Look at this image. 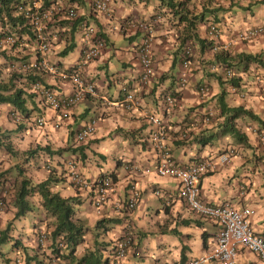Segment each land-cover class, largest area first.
<instances>
[{"label": "crops", "instance_id": "crops-1", "mask_svg": "<svg viewBox=\"0 0 264 264\" xmlns=\"http://www.w3.org/2000/svg\"><path fill=\"white\" fill-rule=\"evenodd\" d=\"M164 1L167 2L114 0L111 17H105L101 13L90 17L87 0H79L81 20L61 21L57 40L52 43L47 57L60 61L63 68L70 67L79 57L84 43V34L79 23L85 18L90 20L105 38V47L100 57L91 60L84 68L86 76L92 78L96 84L95 93L89 94L71 107L68 118L62 121L59 128H53L51 125L55 112L41 105L42 113L48 120L47 124L43 127L31 126L24 117L21 120L25 124L24 130L19 131L15 127L11 134L16 149L23 150L27 146L34 148L37 143L42 146L49 144L50 150L54 151L63 148L61 152L41 151L40 160L35 158V162L31 157L26 172L32 174L33 180L39 181L46 177L49 170L46 165H50L51 173L59 177L54 189L62 195L75 198L76 215L87 225V233L84 236L86 240L77 245V248L91 246L94 249L99 246L105 255L109 243L121 236L127 221L131 222L135 234L134 244L119 264H185L187 258L205 253L216 243L219 227L216 218L191 209L177 194L176 178L155 173L153 165L156 153L150 144L151 126L146 113L161 112V90L177 85L181 66H172L171 63L184 24H188L187 16L201 14L202 11V15L216 16L214 20L219 22L221 29V36L216 41L217 46H221L244 27L264 20V0H183L174 12L170 9L168 11ZM180 12L186 14L184 19L187 20L178 22ZM156 13L160 15L154 23L153 55L156 61V77L150 85L144 86L139 80L141 66L136 47L142 31L134 22L152 19V15ZM171 19L177 31L175 36L169 34L168 20ZM187 29L190 34L195 33L197 36L190 38L193 54L189 81L181 90L178 105L169 119L170 136H174L173 141L169 140L171 151L175 160L181 163H188L202 155L212 156L215 168L203 173L198 180L199 199L210 205L230 201L238 207H253L255 212L251 216V225L254 232L264 236V169L259 163L264 151L259 146L258 138L249 131V126L264 127V99L259 97V91L264 87V34L246 41L236 40L230 49H221L218 53L209 46L206 23L198 21L194 27L188 25ZM120 41H124L122 46H118ZM64 48L68 49V54L63 52ZM244 53L257 54L259 59L248 60L243 57ZM70 54L73 58H70ZM214 61L236 64V80L243 89V95L232 93L227 88L228 81L225 77L210 70L209 64ZM174 68H177L175 72ZM47 79L59 94L72 91L73 87L68 78L48 76ZM202 80L209 84L211 90L209 97L204 99V104L195 89ZM122 85L134 93L139 100L137 105L125 106L122 101ZM206 106L213 107L214 116L210 123L199 128L193 123V118L199 117L198 113ZM233 106L251 112H237L231 120L238 128L239 135L235 131H227L223 126L225 117L232 113ZM32 107L36 111L32 112L34 118L41 112L38 108L40 104L36 106L34 103ZM3 109L7 112L9 105H0V126L12 129L13 122L6 113L2 115ZM90 119H95V129L85 142L86 147L82 149L73 136L75 131ZM184 130H189L186 138H178L179 133ZM109 141L114 143V147L109 145ZM105 147H111L109 153ZM230 147L235 148L230 160L220 163L217 160L218 152ZM2 149L1 147L0 169H6L13 161L8 158L9 152ZM72 156L78 160L82 173L90 179L105 171L114 172L116 189L109 195L99 213L90 203L93 192L88 188L76 189L70 184L69 178L65 177L66 173H61L62 168L66 169L64 162ZM127 163H134L136 167L126 168ZM147 167H150V171H146ZM130 183L140 190L141 197L133 209H117L116 201L122 202L129 195ZM159 186L164 195H171L170 202H165L161 196L154 193L153 189ZM13 209L11 205L0 211L1 223L4 224L13 216ZM92 211L97 215L95 230L88 225L91 223L88 217ZM98 220L103 221L96 226ZM31 221L33 220L27 217L15 219L21 233V241L16 245H11L10 241L11 249L20 247L28 254L36 255L34 259L39 258L42 253L49 255V247H43L38 252L31 244ZM103 240L109 243L99 245ZM97 241L99 243L94 246ZM80 252L76 250L77 255ZM9 254L10 252L7 255ZM204 264H218V261L210 260ZM233 264L263 263L255 253L238 246Z\"/></svg>", "mask_w": 264, "mask_h": 264}, {"label": "trees", "instance_id": "trees-1", "mask_svg": "<svg viewBox=\"0 0 264 264\" xmlns=\"http://www.w3.org/2000/svg\"><path fill=\"white\" fill-rule=\"evenodd\" d=\"M13 1L14 0H0V37L12 36L13 40L11 42H13L14 45H25L26 53L24 55H36L39 53L36 44L39 42L40 38L37 35V32L34 25L32 24L29 15L26 13V11H15V7H13L12 5ZM73 1L78 0H44L43 5L55 7L61 4L70 5ZM182 2L183 0L177 1V3L172 2V0H168L167 4L171 9H173L175 5L180 6ZM31 7H29L28 9H30ZM172 11L174 12V10ZM202 13L204 14L203 11ZM202 13L200 15L190 16L188 24L194 27V24L198 21L205 22L204 15H202ZM185 16L186 14L180 12L179 21L187 20L184 19ZM172 20L173 19L168 21V23L170 24L168 29L170 30L169 34L175 36L177 34V31H175L174 29V24L171 22ZM58 21L59 20L56 19L55 16H53L51 21H49L45 26H42L41 33L44 36V40L47 39L46 43L53 37L55 33L59 32L56 31L57 28H59ZM188 24L185 22L181 37L179 38V45L176 48L175 54L173 52L174 56L171 63L172 66H179L181 56H178V52L179 49L184 45L185 41L192 36H197L196 34H190V31L187 29ZM140 38L138 40H140ZM51 45L52 43L48 44L50 48ZM140 45V47L143 46V44ZM2 46L3 44H0V57L11 58L12 62L7 64L5 60L0 61V105H9V109L11 110H8V118H12V113L15 109V111H17L21 116L23 115L25 119H28L29 123H31L29 125L34 126V124H36L34 118H32L34 107H28V99L32 100L35 94L29 89V87H26V85L28 86L30 81H35L37 77L33 79L34 74H32L31 72L23 73L22 71H17V68L13 66V63L20 62L22 58L17 56L14 57L12 55L9 56L8 49L11 47L2 48ZM64 49L63 52L66 53L68 49ZM184 56L185 55L182 54V57ZM257 56L258 55H254L251 53L243 54V57L248 60H254L257 58ZM150 60L153 61L152 58ZM50 61L55 62L54 60ZM6 65L8 67H11L10 71H5ZM176 70L177 68H174V72ZM155 75H152V77H148L147 83L151 84L156 77ZM172 77L174 81V74L172 75ZM236 81L237 80L235 78L234 83ZM45 85L49 86V83H45ZM60 95L63 96L65 95V93ZM87 96L88 94H85L84 98H86ZM220 101L222 102V98L220 99ZM38 108L39 112L41 111L40 113H42L41 105ZM231 110L232 113L228 114L225 117L223 126L226 127L227 131H235L239 135L238 128L231 120L235 117V113L237 112L243 111L249 114L251 112L249 110H244L239 106H233L231 107ZM262 122L264 123V121ZM10 132L11 129L3 128L0 126V148L2 147L3 151L6 149L10 154L8 158L12 159L13 161L9 168L0 170V198L6 199L7 207L12 205L14 208L13 216L9 218L10 220L8 221L6 227L0 232V246H3L6 241H12L13 244L19 243L21 241V238L19 237L21 233L18 231V226L15 223V219L21 220L27 217L33 220L31 221V244L33 245V247H35L36 251L38 252L42 250L43 245L39 241V237L40 232L44 231L46 235L44 240H46L47 242L45 244V247H49L51 249V253L49 255L43 254L42 256H39V258L35 257V264H45L49 260H52L51 255L53 254V252L57 251H61L63 259L68 260L74 264H107V258H103L101 250L96 246V244L99 243L98 241L94 244V246H96L94 249H92L91 246H86L83 254L81 256L77 255L75 248L76 245L84 239V236L87 233V225L84 220L80 218V216L76 215L77 208L75 206V198L72 196L62 195L60 191L54 189V185L59 180V177L51 173L52 169L50 168V166L48 168L49 170L46 177L39 181L33 180L32 174H27L28 167L23 166V163L25 162L27 164L28 160L30 161L31 157L34 159V162L35 158L37 161L40 160L41 151H49V153L55 151L61 152L63 148H58L54 151L50 150L51 147L49 146V144L42 146L37 143L34 148L31 146H27L23 150H20L21 148L16 149L10 145V142L8 140H6V138L9 137ZM85 142L86 141L79 144L82 149L86 147ZM17 153H21L24 155L21 163L19 160H14L15 156L18 155ZM65 172L66 169L62 168L61 173L65 174ZM103 174H106V171L103 172L102 175ZM107 174L115 177L113 171H109ZM80 176L86 184L84 185L83 189H86L88 187L89 181L92 179L85 176V174L82 173L81 170ZM65 177L67 178V176ZM70 182L73 187L78 189V187L74 185L72 181ZM94 194L95 193L93 192L92 195ZM36 201L40 204V206H35ZM32 211L33 215L31 216L30 212ZM102 221L103 220H98L96 222V226H98V224H102ZM94 239L95 237L93 238V240ZM107 243V241H102L101 244L104 245ZM3 256V260H5L4 262H2L3 264H17L16 258H21L24 264H32V259H34V256L36 255H31L26 251H23L18 252L16 256H6V254H3Z\"/></svg>", "mask_w": 264, "mask_h": 264}, {"label": "clouds", "instance_id": "clouds-1", "mask_svg": "<svg viewBox=\"0 0 264 264\" xmlns=\"http://www.w3.org/2000/svg\"><path fill=\"white\" fill-rule=\"evenodd\" d=\"M82 1V0H81ZM90 1L91 0H87V3H88V5H89V12H90V17H92L94 14H98V13H93L92 12V10H91V5H90ZM113 1L114 0H112V2H111V4H110V6H111V9H112V3H113ZM168 1V0H167ZM182 1V0H181ZM219 1H221V0H217V2H219ZM223 1V0H222ZM172 2H174V1H172ZM43 3H44V0H14L13 1V7H15V11H26V13L29 15V17H30V19H31V21L33 20L32 19V15L30 14V12L31 11H34V10H38V11H40V12H45V11H47L48 9H52V12H51V14H50V16H49V18L48 19H44V20H42L41 21V23H42V26H45L49 21H51L52 20V18H53V16H55L56 17V19H58L59 21H58V25L61 23V21H76V20H79L80 18H81V15H80V12H79V7H78V5H79V0L78 1H73L72 2V4H70V5H67V4H61V5H63V7H66V8H69V7H74L76 10H77V16L76 17H74V18H69V17H67V16H65V15H63V12H60V11H58L57 10V7L59 6V5H57V6H55V7H53V6H44L43 5ZM175 3H177V2H175ZM183 3V2H182ZM164 4H166L167 5V7H168V11H169V9H170V11H172V10H174V9H177L178 8V6L177 5H175V6H177L176 8L174 7L173 9H171L170 7H169V5L167 4V2L166 1H164ZM19 5H22V7L21 8H19ZM32 6V7H31ZM29 7H31L30 9H28ZM173 12V11H172ZM202 13V12H201ZM113 15V10L111 11V16ZM193 15H200V14H193ZM193 15H190V16H193ZM41 16V15H40ZM105 17H107L106 15H104ZM111 16H109V17H111ZM190 16H187L188 18L190 17ZM199 17V16H198ZM160 18V15H159V13H156V14H153L152 15V19H149V20H139V21H136V22H134V25L135 26H137V27H140L139 29L142 31L141 32V36L140 37H144V35H145V31H144V27H143V25L144 24H147V25H149L150 27H151V35H152V38H151V43H150V49H149V58L151 59H153V61L151 60V63H152V70H151V73H150V75L148 76V77H152V75H155L156 74V61H155V58H154V55H153V42H154V38H155V28H154V23L158 20ZM214 18H216V16H210V17H208V16H206V15H204V19H205V22H204V24L206 23V37L208 38V40H209V46H210V48L214 51V52H220L221 51V49H225V50H228V49H230V47H231V44L232 43H234V41H236V40H238V41H246V40H249V39H253V38H255V37H257V36H259V35H262V34H264V20L263 21H260L259 23H257V24H250V25H248L247 27H244L242 30H240V31H238L236 34H234V36L233 37H231V38H229L226 42H223L222 43V45L221 46H217V44H216V41L220 38V36H221V29H220V24H219V22L218 21H216V20H214ZM179 19V18H178ZM81 20V19H80ZM169 21V20H168ZM133 22V21H132ZM178 22H181V21H178ZM203 22V21H202ZM83 23H87L88 24V26H92V28H93V31H94V35L96 36V37H101L102 39H103V41H104V45H103V47H102V49L105 47V38L96 30V28L94 27V25H93V23L90 21V20H88V19H84V20H82V21H80V23H79V25H80V28H81V32L84 34V37H83V47L81 48V52H80V55H79V57L77 58V60L70 66V67H68V68H63L62 66H60V61L58 62V61H55V62H51L50 61V59H48V57H47V54H48V52H49V50H50V47L48 46V44L49 43H53L55 40H57V37H58V33H55L56 31H60L59 30V28H57V30L54 32L55 34L53 35V37L50 39V40H48V42L46 43L47 44V46H46V49H45V51L42 53L39 49H38V43L36 44L37 46V49L39 50V53L38 54H33V55H35V56H33V55H27V57H22V60L20 61V62H18V63H16V62H14L13 63V66L14 67H16L17 68V71H22L23 73H28V72H31L32 74H34L33 75V79L35 78V77H37L36 78V80L35 81H37V80H39L41 83H43L44 85H45V83H49V81H48V76H51V77H59V78H63V77H61L60 75H57V74H51V73H49L47 70H45V69H43V68H41V67H38V66H30V67H28L27 69H25V70H23L21 67H20V65L22 64V63H30V62H32V61H34V60H38L39 58H41V57H43V58H46L51 64H53L58 70L59 69H61V70H67V71H70L73 67H75L76 65H77V63L79 62V60H80V57H81V54H82V52H83V50L85 49V47H87V46H89V44L90 43H92V39L94 38L93 36L92 37H85L86 36V30H85V28H84V26H83ZM32 24L34 25V23L32 22ZM174 24V23H173ZM189 25V24H188ZM212 25H215L216 26V28H217V32H216V34H214V35H212L211 33H210V27L212 26ZM189 27H192V26H190L189 25ZM189 30V29H188ZM245 32H248L249 34H250V36H248V37H245V38H243V37H241L240 36V34H243V33H245ZM195 34V33H194ZM101 35V36H100ZM4 36H1L0 37V39L1 38H3ZM143 37L142 38H140V40H138L137 41V44H136V47H137V55H138V59H139V62H140V66H141V73H140V76H139V80L141 81V84L142 85H144V86H146V85H150L149 83H147V80H148V78L144 81V79L142 78V76H143V73H144V71H145V69L143 68V64H142V61H141V59H140V44H143L142 43V40H143ZM194 37H196V36H194ZM15 39V38H14ZM47 40V39H46ZM46 40H44L45 42H46ZM191 39L189 38L188 40H186L185 41V43H184V45L179 49V51H180V53L178 52V56L180 57V64H179V66H181L180 67V69H179V71H178V82H177V85H175V86H173V88H170V89H165V90H161V93H160V95H161V99H160V103H161V105H162V111L161 112H156V111H151V112H148V113H146V117H147V120H148V123L150 124V126H151V129H150V133H149V139H150V141H151V143L150 144H152V147H153V149H154V151H155V153H156V161H155V164L153 165V169L155 170V173L156 174H158V175H162V176H169V177H173V179L174 178H176V183H177V188H178V196L180 197V198H182L183 200H184V202L191 208V209H193L194 211H196V212H199V213H201V214H209V215H211V216H214L215 218H216V220H217V217L214 215V214H212V213H209V212H207V211H201V210H198V209H196V208H194V207H192L191 205H190V203H188V201L181 195V193H180V190H181V186H182V184H181V178L179 177V175L178 174H176V173H172V172H169V171H166L165 173H161L160 172V170H159V167H160V164H161V161H162V151L161 150H159L158 149V147L155 145V142H154V140L152 139V133H153V130H154V124L151 122V120H150V115L151 114H154V115H157V116H159L160 118H161V120H162V128L165 130V133H164V136H163V138H162V142H163V145L165 146V148H166V150H167V152H168V155H169V159L171 160V166L174 168V169H185V168H187V167H189L191 164H193L194 162H197V161H199V160H202V159H205V158H208V159H211L212 161H213V158H212V156H201V157H196L195 159H193L192 161H190V162H188V163H181V162H178V161H176L175 160V158H174V155H173V153H172V151H171V147H170V142H169V140H174V136H170V126H169V119H170V117H171V115H172V112H173V110H174V108L178 105V100H179V97H180V93H181V90L187 85V83H188V81H189V73H190V71H191V66H190V64H191V57H192V54H193V47H192V44H191ZM0 44H2V43H0ZM17 45V44H16ZM12 46H14V43L13 42H9V43H6L5 45H3L2 46V48H9V47H12ZM140 47V48H139ZM11 48H9L8 49V51L10 50ZM102 49H101V51H102ZM187 49H189V52L188 53H186V50ZM101 51H100V53H99V55L97 56V57H95V58H93V59H91V60H94V59H97V58H99L100 57V54H101ZM176 51V50H175ZM175 51H173L174 52V54H175ZM222 52H224V50H222ZM182 54H184L185 56L184 57H182ZM244 54H250V53H244ZM254 55H257V54H254ZM184 59H187L188 60V65H187V67H185L184 65H183V61H184ZM256 59H259V56H257V58ZM90 60V61H91ZM251 60H253V59H251ZM90 61H88L87 63H86V65L90 62ZM217 65L218 66V68L217 69H212V65ZM86 65L82 68V70L80 71L81 72V74L84 76V78L88 81V82H90L92 85H93V89L91 90V91H87L86 92V94H93V93H95V88H96V84L92 81V78H90V77H88V76H86V74H85V70H84V68L86 67ZM235 65L236 64H233V63H229V64H225V62H217V61H214V62H211L210 64H209V68H210V70L212 71V72H215V73H221V75L222 76H224L225 77V80L226 81H228V84H227V88L232 92V93H238V94H240V95H243V89L240 87V85H238V81H236L235 83H234V81H235V78H236V75H235V72H236V67H235ZM231 69L232 70V73H231V75H227L226 74V72H225V70L226 69ZM30 70V71H29ZM84 70V71H83ZM32 78V77H31ZM183 78H185V81H183L182 79ZM65 79V78H64ZM233 79H234V81H233ZM70 80V79H69ZM117 80H118V78H117ZM147 84H146V83ZM30 83H31V81L29 82V84H28V86L26 85V87H29V89L32 91V89L30 88ZM72 85V84H71ZM200 86H206L207 87V91H206V93L205 94H201L200 93V91H199V88H200ZM49 87H51V88H54L53 87V85L51 84V83H49ZM73 87V86H72ZM264 87H261V89H260V91H259V97H261L262 99H264L261 95H260V93H261V90L263 89ZM28 89V88H27ZM55 89V88H54ZM195 89H196V91L198 92V95H199V97L201 98V101L203 102V104H204V99L206 98V97H209V95H210V93H211V90H210V87H209V84L207 83V82H205V81H201L199 84H197L196 85V87H195ZM56 90V89H55ZM71 90H73V88L71 89ZM30 91V92H31ZM58 91V90H57ZM177 91V92H176ZM33 92V91H32ZM121 92H122V95H123V98H122V101H124L125 102V106H127V107H129V106H131V105H137L138 104V99L135 97V95H134V93L130 90V89H128L127 88V86L125 87L124 85H122L121 86ZM35 95H34V97H33V100L35 101V105H38V103L40 104V105H43L44 106V108H46V106L42 103L43 101L39 98V97H37V95H36V93L35 92H33ZM69 94V93H68ZM129 94H131V97H129ZM170 94H172V95H174V97H176V102H175V104H174V106L172 107V109H171V111H168L167 110V101H165V98H166V96L167 95H170ZM65 95H67V94H65ZM160 98V97H159ZM84 99V97L80 100V101H82ZM79 101V102H80ZM79 102H77V103H79ZM76 103V104H77ZM76 104H74V105H76ZM3 105V104H2ZM73 105V106H74ZM43 106H42V108H43ZM73 106H71V107H73ZM71 107H70V109H71ZM70 109H69V112H70ZM8 110H11V109H8ZM8 110H7V116H9L8 115ZM13 112H16L18 115H19V117H18V119H15V117H14V114L12 113V118H9V120H14L15 122H19L18 120H22L23 118H24V116L22 115H20L17 111H15V109H14V111ZM69 112H68V116H69ZM39 115H44V113H40V114H38V115H36L35 117H34V120H35V123H36V117L37 116H39ZM68 116L67 117H65V118H62V120H60V123H59V125L58 126H54V124H53V120L51 121V125H52V127L53 128H59L61 125H62V121L64 120V119H66V118H68ZM168 116V117H167ZM198 116L199 117H195V118H193V123L197 126V127H201V125H207L208 123H210L211 122V119H212V116H214V111H213V107H204L199 113H198ZM206 117H208V118H206ZM46 118V117H45ZM54 119V118H53ZM48 123V120H47V118H46V123L45 124H47ZM18 124V123H17ZM44 124V125H45ZM87 124H90V125H92L93 126V128H92V130H91V132L88 134V135H86L83 139H79L78 138V132L85 126V125H87ZM43 125V126H44ZM34 126L36 127H43V126H38L37 124H34ZM250 127H254V126H249V128ZM256 127H259V128H264V127H262V126H256ZM94 129H95V119H90V120H88V121H86L85 123H83L76 131H75V133H74V136H73V139L75 140V142L76 143H78V144H80V143H82V142H84V141H88V139L91 137V135H92V133L94 132ZM249 131L251 132V130L249 129ZM189 133V130H184V131H181L180 133H179V135L177 136L178 138L179 137H182V138H186V136H187V134ZM252 133V132H251ZM253 134V133H252ZM256 136V135H255ZM230 148H233V151L231 152V153H233L234 152V147H230ZM226 149H229V148H225L224 150H222V151H220V152H218V154H217V160H218V156H219V154L220 153H222V152H224ZM231 153H230V158H231ZM10 155V154H9ZM18 155L19 156H21V157H23L24 155L23 154H21V153H18ZM18 157V156H17ZM264 156H261L260 157V165H261V167L264 169V167L262 166V164H261V160H262V158H263ZM24 158V157H23ZM15 161H20V163H21V161L23 160V159H18V160H16V157H15V159H14ZM78 160H76V158H72V157H70V158H68V159H66V161L64 162L65 163V168H66V176H67V178H69V181H72V183H74V185H76L77 187H78V189H80V188H83L84 187V185H86L85 183H84V180L81 178V176H80V169H79V165H78V162H77ZM219 161V160H218ZM73 163L74 164V167L72 168L71 167V164L70 163ZM220 162V161H219ZM228 162V161H227ZM221 163V162H220ZM224 163V162H223ZM30 164L29 163H23V166L24 167H28ZM49 166L50 165H46V168H49ZM126 168H128V167H131V168H133V167H136V165H134V163H127L126 165ZM170 166V167H171ZM215 168V165L212 167V168H209V169H206L205 171H203V172H201V174H199V176H198V178H197V194H196V198L199 200V202L201 203V204H203V205H205V206H208V207H214V206H218V205H221V204H223L224 202H226V201H223V202H220L219 204H213V205H210V204H206V203H203L200 199H199V197H198V191H199V187H198V180H199V177L203 174V173H206V171H211V170H213ZM0 170H3V169H0ZM146 171H150V167H147L146 168ZM109 171H106V174H103L102 175V173L100 174V175H98L96 178H92V180H90L89 181V183H88V189L90 190V191H92V192H94L95 194L94 195H92L91 196V199H90V203L92 204V206H93V208L95 209V211H97L98 213L100 212V210H101V208L103 207V205L107 202V200H108V197H109V195L111 194V193H113L114 191H115V189H116V186H117V181H116V177H114V176H112V175H110V174H107ZM14 174V173H13ZM75 174V175H74ZM80 178H79V177ZM105 177H110V178H112L113 180H114V187H113V189L112 190H110L109 191V193H108V195H107V197L105 198V200L102 202V204H101V206L100 207H96L95 206V204H94V199H95V196H96V193H97V191H96V188H97V185H98V183L101 181V180H103ZM77 178H79V180L77 179ZM130 193H129V195L122 201V202H120V201H116V205H115V207L117 208V209H120V208H124V209H133L136 205H137V203H138V201H139V199H140V197H141V193H140V190L139 189H137V187L135 186V184H131L130 183ZM86 188V189H87ZM244 187L242 186V189H243ZM153 191H154V193L156 194V195H159V196H161V198L165 201V202H170L171 201V195H168V194H163L162 193V191H161V187L159 186L158 188H154L153 189ZM137 193V194H135L136 195V197H135V200H134V202H133V204L132 205H130V200H131V198H132V196L134 195V193ZM227 202H230V201H227ZM233 206H236L235 204H233L232 202H230ZM40 204L39 203H37V201H36V205L35 206H39ZM33 206V205H32ZM243 206H248V205H242V206H240V207H243ZM236 207H238V206H236ZM248 207H250V206H248ZM7 208V206H6V199H3V198H0V211L1 210H5ZM253 208V207H252ZM254 209V208H253ZM254 212H255V209H254ZM254 212H253V214H254ZM252 214V215H253ZM251 215V216H252ZM251 216L249 217V221H250V224H251ZM10 219H8V220H6L5 222H4V224L3 223H1L2 221H1V219H0V232H1V230H3L5 227H6V225H7V223H8V221H9ZM217 222H218V220H217ZM219 223V222H218ZM3 226V227H2ZM252 226V225H251ZM252 229H253V227H252ZM219 230H220V224H219V227H218V232H217V236H218V233H219ZM256 233V232H255ZM257 234H259V233H257ZM42 235H44V236H42ZM127 235H129V236H131V240H130V242H129V244L126 246V248H125V251H124V254L122 255V256H120V257H116L115 256V245H116V242H118V241H120V240H122L125 236H127ZM45 232L44 231H41L40 232V237H39V241L41 242V244L43 245V247H45V244L47 243L46 242V240H44V238H45ZM134 238H135V234H134V231H133V228H132V225H131V222L130 221H127L126 223H125V225H124V228H123V233L121 234V236H119V237H117L115 240H113L112 242H110L109 243V241H107L108 243H109V245H108V247L106 248V253H105V255L103 254V258H107V264H119V262L123 259V258H125V256L130 252V249H131V247H132V245L134 244ZM104 241V240H103ZM10 243V242H9ZM81 243H83L82 242V240L77 244L78 246L81 244ZM102 242H100L99 243V245H102L101 244ZM16 244H18V243H16ZM16 244H14V245H16ZM11 245H13V242H12V244ZM77 245H76V250L77 251H81L79 254H78V256L80 255H82L83 254V251H84V249H85V247L83 248V249H79V248H77ZM217 245V240H216V243L213 245V247L211 248V249H209V250H207V251H205V253H202L201 255H196V256H191V257H189V258H187L186 259V261H185V264H187L188 263V261L190 260V259H194V258H198V257H200V256H202V255H204V254H206V253H208V252H210L215 246ZM98 247V249H100L99 248V246H97ZM243 248H245V247H243ZM0 249H1V251H2V253H1V251H0V262H4L5 260H3L4 259V256H3V254H6V256H16V254L18 253V252H23V249L22 248H20V247H17V248H15V249H11V247L9 248V250H6V249H4V246H0ZM247 249V248H246ZM104 250V249H103ZM249 250V249H248ZM251 251V250H250ZM8 252H10V254L9 255H7L8 254ZM101 252H102V250H101ZM237 252V251H236ZM253 252V251H252ZM103 253V252H102ZM253 253H255V252H253ZM256 255H257V253H255ZM43 255V253L42 254H40V256H42ZM235 256H236V254H235ZM259 258H260V260L262 261V263L264 264V260L259 256V255H257ZM20 260V262H21V264H24L23 263V261H22V259L21 258H16V263L18 264V261L17 260ZM51 259L52 260H49L48 262H46L45 264H74V263H72V262H70V261H68V260H65V259H63L62 258V255H61V251H57V252H53V254L51 255ZM210 260H217V259H215V258H211V259H206V260H203V262L201 263V264H204V263H206L207 261H210ZM32 261H33V263L32 264H35L36 263V261H35V259H32ZM31 261V262H32ZM218 261V260H217ZM234 261H235V257H234V260H233V262H232V264L234 263ZM115 262V263H114ZM218 264H219V262H218Z\"/></svg>", "mask_w": 264, "mask_h": 264}, {"label": "built area", "instance_id": "built-area-1", "mask_svg": "<svg viewBox=\"0 0 264 264\" xmlns=\"http://www.w3.org/2000/svg\"><path fill=\"white\" fill-rule=\"evenodd\" d=\"M112 0H91V10L93 13H101L107 17L111 16V4ZM22 5H19L21 8ZM57 10L63 12V15L74 18L77 16V10L74 7H63L59 5ZM52 9H48L45 12H40L38 10L31 11L32 22L34 23L35 30L38 37L40 38L38 42V49L43 53L46 49V42L44 41V36L41 33L42 23L44 19H48ZM41 15V16H40ZM83 26L86 30L85 37H94L92 43L89 46L85 47L83 50L80 60L75 67L70 71L57 69L53 64H51L46 58H39L30 63H22L20 67L25 70L30 66H38L47 70L51 74L60 75L63 78L70 79V83L73 86V90L67 94L61 96L57 90L49 86L44 85L39 80L33 81L30 83V88L33 92L36 93L46 107H49L55 112V118L53 119L54 126H58L60 120L68 116V112L71 106L79 102L86 94L87 91L93 89V85L88 82L84 76L81 74L82 68L86 65L88 61L97 57L104 45V41L101 37H96L92 26H88L87 23H83ZM144 31L146 32L142 43L143 46L140 48V59L145 69L142 78L144 81L148 78L152 70V63L149 58V49L152 35L151 27L147 24L143 25ZM217 28L215 25L210 27V33L212 35L216 34ZM241 37L245 38L250 36L248 32L240 34ZM13 40L12 36H5L0 39V43L5 45ZM189 52V49L186 50V53ZM183 65L187 67L188 60L184 59ZM217 65H212V69H217ZM226 74L229 76L232 73L231 69L225 70ZM185 81V78L182 79ZM199 91L201 94H205L207 91L206 86H200ZM260 95L264 98V88L261 90ZM131 97V94H129ZM167 101V110L171 111L172 107L176 102V97L170 94L165 98ZM15 119H18L19 115L16 112H13ZM208 118V117H206ZM150 120L154 124V130L152 133V139L155 142V145L159 150L162 151V161L159 167L161 173L166 171L176 173L181 178V195L190 203V205L198 210L207 211L214 214L217 217V220L220 224V230L217 236V245L208 253L194 259H190L187 264H201L203 260L215 258L218 260L219 264H232L237 247L243 246L259 255L264 260V236L257 234L252 229V226L249 221V217L253 214L254 209L252 207L243 206L236 207L233 206L230 202H224L221 205L208 207L199 202L196 198L197 194V178L201 172L206 169L212 168L214 163L211 159L205 158L194 162L189 167L185 169H174L171 166V160L169 159L168 152L163 145L162 138L164 136L165 130L162 128V120L159 116L151 114ZM46 123V118L44 115H39L36 117V124L38 126H43ZM93 126L90 124L85 125L79 132L78 138L83 139L88 135ZM251 132L256 135L259 141L260 148L264 151V128L259 127H250ZM233 151V148L226 149L224 152L220 153L218 160L223 163L230 160V153ZM71 167H74V164L71 162ZM261 164L264 167V157L261 160ZM171 166V167H170ZM75 175V174H74ZM79 177V176H78ZM80 178V177H79ZM79 178H77L79 180ZM114 187V180L110 177H105L101 180L96 188V196L94 199V204L96 207H100L102 202L107 197L110 190ZM136 192L131 198L130 205L133 204ZM44 236V235H42ZM131 236L127 235L122 240L116 242L115 245V256L120 257L124 254L126 246L129 244ZM18 264H21L18 259ZM115 263V262H114ZM67 264V263H66Z\"/></svg>", "mask_w": 264, "mask_h": 264}, {"label": "rangeland", "instance_id": "rangeland-1", "mask_svg": "<svg viewBox=\"0 0 264 264\" xmlns=\"http://www.w3.org/2000/svg\"><path fill=\"white\" fill-rule=\"evenodd\" d=\"M102 15H104V14H102ZM124 44V41H120V42H118V46H122ZM26 53V50H25V45L24 44H19V45H14V46H12L11 47V49L8 51V54H9V56H17V57H20V58H22V57H27V55H24ZM66 54H68V53H66ZM70 58H73V56L70 54ZM6 61V63L7 64H9V63H11L12 62V59L11 58H4V57H0V61ZM10 69H11V67H8L7 65H6V68H5V71L7 72V71H10ZM33 101V102H32ZM33 103H35V101L32 99H28V105H29V107H31L32 108V106H33ZM34 113L36 112L35 110L33 111ZM5 113H7L6 112V110H4L3 109V111H2V115H4ZM1 115V116H2ZM2 121V118H1V120H0V123H2L1 122ZM12 122H13V128L11 129V128H7V129H11V132L9 133V136H10V138H6V140H8L9 142H10V145L12 146V147H15L14 145H13V143H12V140H11V134H12V131H13V129L16 127V130H19V131H22V130H24V126H25V124H24V122H22L21 120H18L19 122H15L14 120H11ZM18 123V124H17ZM21 125V126H20ZM20 126V127H19ZM21 133V132H20ZM19 133V134H20ZM18 134V135H19ZM218 142V141H217ZM124 143H126V142H124ZM124 143H120V144H124ZM219 143V142H218ZM109 145L111 146V147H114V143L113 142H111V141H109ZM103 146V145H102ZM111 147H110V149H111ZM105 149H106V152L107 153H109V151H110V149L108 148V147H105ZM6 150V149H5ZM4 150V151H5ZM7 151V150H6ZM18 154V153H17ZM18 156V157H17ZM17 156H15L16 157V160H18L19 158L20 159H23V157H21V156H19V155H17ZM6 159H8V158H6ZM91 214L89 215V217H88V220L91 222L90 224L88 223V225L90 226L89 228H91L92 230H95V220H96V218H97V215H96V213L95 212H90ZM30 215H32V212H30ZM3 227V226H2ZM86 239L84 238L83 240H82V242H84ZM3 246H4V249H6V250H9V248H10V243L8 242V241H6L4 244H3Z\"/></svg>", "mask_w": 264, "mask_h": 264}]
</instances>
